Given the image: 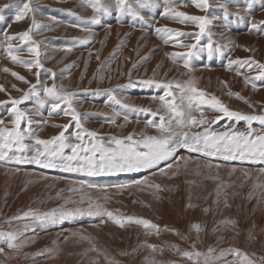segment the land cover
I'll use <instances>...</instances> for the list:
<instances>
[{
  "label": "rangeland",
  "instance_id": "obj_1",
  "mask_svg": "<svg viewBox=\"0 0 264 264\" xmlns=\"http://www.w3.org/2000/svg\"><path fill=\"white\" fill-rule=\"evenodd\" d=\"M263 88L264 0H0V264H264Z\"/></svg>",
  "mask_w": 264,
  "mask_h": 264
},
{
  "label": "bare ground",
  "instance_id": "obj_2",
  "mask_svg": "<svg viewBox=\"0 0 264 264\" xmlns=\"http://www.w3.org/2000/svg\"><path fill=\"white\" fill-rule=\"evenodd\" d=\"M119 31V30H118ZM138 36V35H137ZM136 36V37H137ZM262 38V37H261ZM261 38H259V39H257L258 40V43H259V41L261 40ZM231 40H238L239 42H244V44H246L247 42V40H248V36L247 35H244V34H240V35H233L232 36V38H231ZM134 43V42H133ZM247 44H249V43H247ZM133 45V44H132ZM229 77V76H228ZM236 87L237 88H239V89H241V86H239V85H236ZM244 92H248V91H244ZM249 93V92H248ZM259 96H261V95H264V88L262 89V90H260V92H259ZM258 95V94H257ZM251 98V97H250ZM254 100V99H253ZM262 100V99H261ZM135 101V100H134ZM133 102V101H132ZM141 103V102H140Z\"/></svg>",
  "mask_w": 264,
  "mask_h": 264
},
{
  "label": "crops",
  "instance_id": "obj_3",
  "mask_svg": "<svg viewBox=\"0 0 264 264\" xmlns=\"http://www.w3.org/2000/svg\"><path fill=\"white\" fill-rule=\"evenodd\" d=\"M36 43L38 44V41H36ZM38 47V46H37Z\"/></svg>",
  "mask_w": 264,
  "mask_h": 264
}]
</instances>
